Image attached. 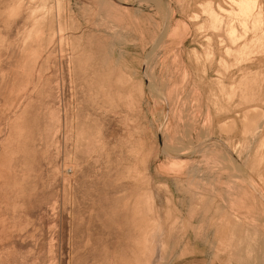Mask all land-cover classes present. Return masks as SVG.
Here are the masks:
<instances>
[{
  "label": "rangeland",
  "instance_id": "obj_1",
  "mask_svg": "<svg viewBox=\"0 0 264 264\" xmlns=\"http://www.w3.org/2000/svg\"><path fill=\"white\" fill-rule=\"evenodd\" d=\"M263 208L264 0H0V264H264Z\"/></svg>",
  "mask_w": 264,
  "mask_h": 264
},
{
  "label": "bare ground",
  "instance_id": "obj_2",
  "mask_svg": "<svg viewBox=\"0 0 264 264\" xmlns=\"http://www.w3.org/2000/svg\"><path fill=\"white\" fill-rule=\"evenodd\" d=\"M124 3V2H123ZM150 86H151V84H150ZM170 144V143H169ZM178 157V156H177ZM253 187V186H252ZM254 188H256L257 189V191L259 190V188H258V185H255V187ZM253 188V189H254ZM255 190V189H254ZM256 191V190H255ZM259 192V191H258ZM260 195V194H259ZM261 197V196H260ZM263 199V198H262ZM263 201V200H262ZM264 209V208H263Z\"/></svg>",
  "mask_w": 264,
  "mask_h": 264
}]
</instances>
